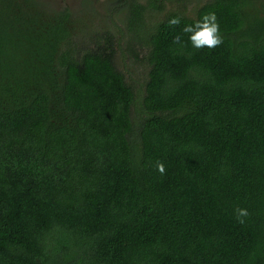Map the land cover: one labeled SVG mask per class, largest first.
<instances>
[{
    "label": "trees",
    "instance_id": "16d2710c",
    "mask_svg": "<svg viewBox=\"0 0 264 264\" xmlns=\"http://www.w3.org/2000/svg\"><path fill=\"white\" fill-rule=\"evenodd\" d=\"M110 2L116 34L0 0V264H264V0L150 27L164 0ZM210 12L223 42L194 48Z\"/></svg>",
    "mask_w": 264,
    "mask_h": 264
},
{
    "label": "rangeland",
    "instance_id": "374dc122",
    "mask_svg": "<svg viewBox=\"0 0 264 264\" xmlns=\"http://www.w3.org/2000/svg\"><path fill=\"white\" fill-rule=\"evenodd\" d=\"M43 1L50 3L57 9L68 7L79 19H81L83 24V26L81 24V28L84 27L86 30L94 31L110 30L115 34L118 33V29L114 28V15L116 14L114 8H116V6H114L110 0ZM205 1L206 0H183V2H178L175 0H164L163 9L160 12L148 11L145 14V23L148 27H150L152 24L162 21L169 12L176 10H182L186 15L193 17L194 11ZM142 56L143 54L140 53L138 60H136L128 53L118 52L116 57L119 67L132 78L136 87L140 82H142V78L145 73L142 66V64H144Z\"/></svg>",
    "mask_w": 264,
    "mask_h": 264
},
{
    "label": "clouds",
    "instance_id": "9594fccd",
    "mask_svg": "<svg viewBox=\"0 0 264 264\" xmlns=\"http://www.w3.org/2000/svg\"><path fill=\"white\" fill-rule=\"evenodd\" d=\"M170 25H179L181 20L179 17H173L168 21ZM184 33H188L189 40L194 48H215L219 46L222 42V36L220 35V26L218 22L217 15L215 12H210L202 16L200 20H197L194 24L186 25L183 28ZM174 43H180V37L174 38ZM156 169L164 174L166 169L165 165L161 161L156 162ZM236 219L239 223H245V217L249 215L246 208H235Z\"/></svg>",
    "mask_w": 264,
    "mask_h": 264
}]
</instances>
